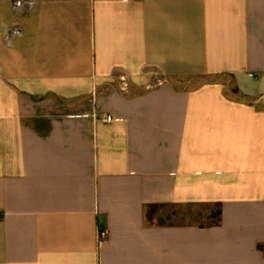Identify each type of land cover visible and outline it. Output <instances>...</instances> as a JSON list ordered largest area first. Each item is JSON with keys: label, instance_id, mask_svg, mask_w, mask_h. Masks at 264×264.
<instances>
[{"label": "crops", "instance_id": "0c3cea01", "mask_svg": "<svg viewBox=\"0 0 264 264\" xmlns=\"http://www.w3.org/2000/svg\"><path fill=\"white\" fill-rule=\"evenodd\" d=\"M24 1L0 264H264V0Z\"/></svg>", "mask_w": 264, "mask_h": 264}, {"label": "built area", "instance_id": "2783aa9c", "mask_svg": "<svg viewBox=\"0 0 264 264\" xmlns=\"http://www.w3.org/2000/svg\"><path fill=\"white\" fill-rule=\"evenodd\" d=\"M23 4H24L23 1L16 0V1H14V8L22 7ZM13 33L14 34H19V31L17 29H15V30H13ZM104 121L105 122H111V121H113V118L111 116H106V117H104ZM107 235L108 234H107L106 231H100L99 234H98V243L102 244L106 240Z\"/></svg>", "mask_w": 264, "mask_h": 264}, {"label": "rangeland", "instance_id": "374dc122", "mask_svg": "<svg viewBox=\"0 0 264 264\" xmlns=\"http://www.w3.org/2000/svg\"><path fill=\"white\" fill-rule=\"evenodd\" d=\"M14 1H16V0H10V2H11V5H12V7L14 8ZM21 1H23L24 2V4H23V6L22 7H24L25 6V1L24 0H21ZM22 7H19V8H14V12H17V11H19L20 9H22ZM1 22V21H0ZM5 26L3 25V24H0V34L1 33H3L2 32V29L4 28ZM4 29H8L7 27H5ZM8 31V30H7ZM8 32H6V34H7ZM160 210V209H159ZM162 213H164V211H158L157 209H156V211H155V217L156 216H160V215H162ZM207 222H212V220H207Z\"/></svg>", "mask_w": 264, "mask_h": 264}, {"label": "trees", "instance_id": "16d2710c", "mask_svg": "<svg viewBox=\"0 0 264 264\" xmlns=\"http://www.w3.org/2000/svg\"><path fill=\"white\" fill-rule=\"evenodd\" d=\"M233 92H234V93H237V90L234 89ZM155 209H156V208L153 207V208L150 209V211H148V217H149V218H151V215H152V213L155 211ZM220 214H221L220 210H217V212L214 214V217H216V218L218 219V218L220 217ZM217 223H218V221L216 222V224H217Z\"/></svg>", "mask_w": 264, "mask_h": 264}]
</instances>
